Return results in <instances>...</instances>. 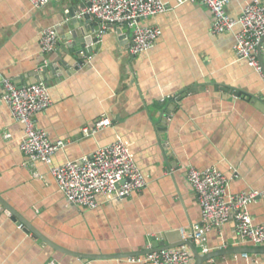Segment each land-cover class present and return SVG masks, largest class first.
I'll use <instances>...</instances> for the list:
<instances>
[{
    "label": "crops",
    "instance_id": "crops-1",
    "mask_svg": "<svg viewBox=\"0 0 264 264\" xmlns=\"http://www.w3.org/2000/svg\"><path fill=\"white\" fill-rule=\"evenodd\" d=\"M162 1L171 11L141 22L162 31L151 50L133 56L126 38L120 40L124 31L120 36L113 28L86 59L67 50L73 42L70 13L87 0H52L43 8L0 0V75L21 86L32 84L35 75L44 79L53 106L37 115V125L52 142L67 143L52 165L29 168L20 148L24 128L4 103L0 85V197L53 244L97 257L55 250L20 229L0 205V264H141L133 259L152 249V238L179 231L189 239L202 220L187 179L190 168L219 171L228 196L264 191V74L236 56L241 27L217 35L202 3L176 7V0ZM246 5L231 0L227 12L239 19ZM49 28L58 32L60 45L43 55L41 35ZM75 59L83 63L68 71ZM52 66L62 73L51 76ZM103 117L112 125L85 137L83 130ZM117 141L130 150L147 187L124 200L99 197L94 210L70 204L51 169ZM248 210L254 225L263 226L264 199ZM208 245L217 255L203 264H264V254L218 255L256 247L242 241L234 222L211 231ZM117 255L130 256L108 257Z\"/></svg>",
    "mask_w": 264,
    "mask_h": 264
},
{
    "label": "built area",
    "instance_id": "built-area-1",
    "mask_svg": "<svg viewBox=\"0 0 264 264\" xmlns=\"http://www.w3.org/2000/svg\"><path fill=\"white\" fill-rule=\"evenodd\" d=\"M35 8H43L52 0H27ZM247 5L239 19L232 18L227 7L231 0H176V7L202 3L213 17V33L217 35L232 32L241 27L236 36L235 53L239 60L247 61L262 74L258 58V47L264 38V3L258 0H244ZM90 4L84 14L101 25V36L113 28L126 30L129 34L130 53L133 56L151 50L162 36L158 27L144 26L141 22L171 11V6L162 0H87ZM81 15V16H82ZM60 45L55 28H49L41 35V53L50 55ZM43 74V68L40 69ZM4 89L3 101L14 120L24 128L20 148L27 158V166L35 169L38 164L52 165L56 154L65 149L66 142H52L36 121L38 114L53 106V100L44 81L28 86L16 85L0 75ZM109 118L99 119L92 128H85V137L97 135L109 128ZM10 138V135L6 136ZM52 176L67 201L88 210L99 207V197L124 200L147 187V179L138 167L128 147L117 141L98 149L94 154L79 161L67 162L53 167ZM187 179L194 188L197 202L202 210V220L192 227L189 239L202 254L210 253L208 234L234 222L236 231L244 243L264 247V225L256 226L248 210L249 205L264 199V191L249 192L234 196L227 195V179L216 169L198 171L190 168ZM24 229L23 225L19 226ZM188 240L187 238H184ZM194 254L188 246L147 254L133 259L141 264H192Z\"/></svg>",
    "mask_w": 264,
    "mask_h": 264
},
{
    "label": "water",
    "instance_id": "water-1",
    "mask_svg": "<svg viewBox=\"0 0 264 264\" xmlns=\"http://www.w3.org/2000/svg\"><path fill=\"white\" fill-rule=\"evenodd\" d=\"M88 3V2H87ZM90 6V4L88 3L87 5H81L80 7L76 8V14L72 11L70 13V18H71V26L73 28V38H72V43L69 44V48H68V53L69 54H77L78 56L84 57L86 59H89L91 57V55L93 54L96 45L100 42V37H101V25L99 22H96L94 20H92V17L88 14H84L81 17H77V13H80V11L85 10L86 8H88ZM118 30V34L121 36L122 35V30L117 28ZM124 34L127 32L126 30H123ZM129 34V33H128ZM124 39V35L121 36L120 40L122 41ZM264 38L260 44V46L258 47V58L262 67V71L264 74ZM75 65H73L72 68H69L68 66H66L67 70H71L74 69V71H76L78 69V64H82L83 62H80L79 60L75 59ZM61 69L56 67V66H52L50 68V74L51 76H55L56 74H60ZM71 74L73 72H70ZM35 80L32 84H36L39 83L41 81H44V79H40L37 75H35ZM32 84H24L23 86H28V85H32ZM21 86V85H19ZM236 96H238V94H236ZM180 100V98H179ZM178 100V101H179ZM259 102L258 100L253 99V104L257 105ZM174 105H168L167 107V115H170V113L174 110ZM258 107V106H257ZM166 124H162L163 127H165ZM0 205L6 209L7 213L10 214L13 218V221H15L19 226L23 225L24 227V231L26 233H33V235L38 238L40 241H42L43 243L51 246L52 248H54L55 250H58L62 253L65 254H70L73 256H78L81 258H97L94 256H84L81 254H75L71 251L68 250H64L63 248L53 244L52 242H50L48 239H46L45 237H43L35 228H33V226H31V224H29L24 218H22L15 210H13V208H11V206L5 202L1 197H0ZM188 246L193 254H194V258H195V263L194 264H203L204 262L211 260L215 255L217 254H207V255H201L199 254L198 250L196 249V247L193 245V243L191 242V239L185 240L183 238V235L179 232H167L166 234H164L160 239L158 238H152L151 239V247L152 249L147 250L146 252H144L145 255L147 254H152V253H159L161 251H165V250H169V249H175V248H179L181 246ZM233 253H253V254H264V248H259V247H255V248H233V249H229V250H223L220 253H218V255H222V254H233ZM133 255V254H130ZM130 255H124V256H130ZM123 255H117V256H108V257H113V258H117V257H124ZM103 257V256H101Z\"/></svg>",
    "mask_w": 264,
    "mask_h": 264
},
{
    "label": "bare ground",
    "instance_id": "bare-ground-1",
    "mask_svg": "<svg viewBox=\"0 0 264 264\" xmlns=\"http://www.w3.org/2000/svg\"><path fill=\"white\" fill-rule=\"evenodd\" d=\"M129 35H128V32H126L125 34H124V38H126V37H128Z\"/></svg>",
    "mask_w": 264,
    "mask_h": 264
},
{
    "label": "rangeland",
    "instance_id": "rangeland-1",
    "mask_svg": "<svg viewBox=\"0 0 264 264\" xmlns=\"http://www.w3.org/2000/svg\"><path fill=\"white\" fill-rule=\"evenodd\" d=\"M33 170H36V168H35V169H33ZM35 176H37V177H38V176H39V175H38V173H35Z\"/></svg>",
    "mask_w": 264,
    "mask_h": 264
}]
</instances>
